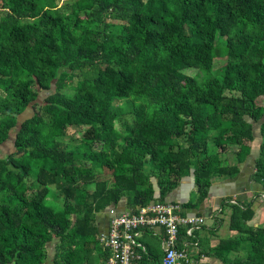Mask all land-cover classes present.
<instances>
[{"label":"trees","instance_id":"1","mask_svg":"<svg viewBox=\"0 0 264 264\" xmlns=\"http://www.w3.org/2000/svg\"><path fill=\"white\" fill-rule=\"evenodd\" d=\"M65 89L75 96L53 101ZM41 91L52 94L19 121ZM263 116L264 0H0V146L13 143L0 159V264H43L53 239V264H105L97 214L122 199L131 211L164 202L186 178L183 210L213 231L230 212L235 235L207 254L264 264V225L250 224L248 203L223 199L213 219L201 211L215 182L239 174ZM69 127H85L78 145L56 139ZM261 136L249 179L259 196L264 120ZM197 233L185 253L203 264Z\"/></svg>","mask_w":264,"mask_h":264},{"label":"built area","instance_id":"2","mask_svg":"<svg viewBox=\"0 0 264 264\" xmlns=\"http://www.w3.org/2000/svg\"><path fill=\"white\" fill-rule=\"evenodd\" d=\"M260 198L264 200L263 193H260ZM226 202L234 204L235 200L227 198ZM104 211L108 216V223L105 229H98L97 240L108 253L105 264H134L138 259V251L144 250L139 241L143 234L159 239L163 253L162 264H200L199 260L185 253V247L196 246L195 233L205 224V217L187 213L180 202H155L137 207L135 211L124 212L110 206ZM219 213L217 205L208 217L213 219ZM180 229H184L181 240ZM178 243L183 249L178 248Z\"/></svg>","mask_w":264,"mask_h":264},{"label":"crops","instance_id":"3","mask_svg":"<svg viewBox=\"0 0 264 264\" xmlns=\"http://www.w3.org/2000/svg\"><path fill=\"white\" fill-rule=\"evenodd\" d=\"M257 156V155H256ZM254 172V163H248L246 160L240 164L239 166V174L234 179H226L215 182L211 189L209 190L208 198L202 203L201 211L207 212L208 209H213L215 206L219 205L223 199H227L229 197H235L239 201L240 204L248 203L253 212V218L250 221V224L253 226H263L264 225V200L260 198L259 187L257 184L251 182L250 176ZM182 182L183 187H177L173 190L170 195L168 194L164 200L166 201H177L181 203H185L190 195V192L193 190L192 181L188 178L183 179ZM191 181V182H188ZM247 182L246 184L244 183ZM244 183V184H243ZM244 187L246 189H244ZM119 212H124L130 210L127 207L126 200L122 199L117 206H115ZM230 218L229 210L224 212V221L222 222V226L216 231L210 230V224H207L204 228H201L197 235L202 241L198 250H193L194 254H197L199 251L202 253L201 263L203 264H221L218 260L210 257L207 252L208 249L216 246L220 238H226L229 236L235 235V232H230L228 230V221ZM108 223V216L105 211H101L97 214L96 217V227L97 230L105 229ZM158 230V229H157ZM150 238L156 239V244L154 245ZM149 239V240H145ZM140 243L144 247V251L148 249V255H141L137 253L138 259L135 264H158L163 256V253L160 248V242L157 237L150 236L149 234H143L142 237L139 238ZM143 241V242H142Z\"/></svg>","mask_w":264,"mask_h":264},{"label":"rangeland","instance_id":"4","mask_svg":"<svg viewBox=\"0 0 264 264\" xmlns=\"http://www.w3.org/2000/svg\"><path fill=\"white\" fill-rule=\"evenodd\" d=\"M73 1H75V0H57V5H58V7H61V6L65 5L66 3H72ZM106 19L108 22H116L114 19L113 20H111L110 18H106ZM203 76H204V73L202 71H198V72L194 73V77L196 79H200ZM51 94H52V92L46 93L44 91H41L38 94L34 93L32 95H28V98L26 99V101L24 100L26 103H28L27 109L20 115L19 121L24 120L26 118H29L33 112L32 111V105H34V104L42 105L51 96ZM74 96H75V94H73L72 91L65 89V90H62V95L60 97H58L56 100L54 99L53 101H57L59 104H63V102L66 98H72ZM130 118H131L130 116H124V117L118 118V120L116 121L117 129L122 133L123 137H125V138L127 137V134H128V124L130 123ZM263 120H264V116L262 117V120L260 122H257V123L252 122L253 141H252L251 146H250V154L246 157V161L248 163H250V165H251V163L255 162V159L257 157L256 155L259 151L260 143L262 141L261 125H262ZM17 129H18V126H17V128H15L14 131H16ZM84 129H85V127H79V128H73V127L70 128L69 127L64 132V134H61V135L60 134L56 135L55 132H52L49 130H46L44 132V134L47 135L49 133H51V134L55 133L54 135H56V139L60 143H62L63 145H78L80 140H81V133ZM12 152H13V143L11 140H7L3 145L0 146V159L4 158L8 154H11ZM105 166H109V164L106 163ZM134 174L136 176H142V174L136 170L134 171ZM211 174L213 176H215L216 170L213 169ZM215 180H217V179H215ZM147 181L149 184L151 183L152 185L155 186V180L154 179H152V178L147 179ZM184 181L185 180L180 181V183L178 184L177 187H179L180 184H181L180 187H183L182 182H184ZM188 182H191V181L188 180ZM244 183L246 184L247 182L244 181ZM92 187H93L92 185H89V188H92ZM244 189H246V188L244 187ZM172 192H171V194L173 195L174 193H172ZM169 195H170V193H169ZM82 197H83V192L79 191L78 195H77L78 200L80 201ZM205 223L210 224L211 220L207 219L205 221ZM150 239L152 240L154 245L157 243L155 238H150ZM145 240L147 241L149 239H145ZM55 241H57V239H53L52 242H50L46 245V247H45L46 258L43 261V264H53L52 261H53V257L55 254V245H56ZM91 259H93V256L91 257Z\"/></svg>","mask_w":264,"mask_h":264}]
</instances>
